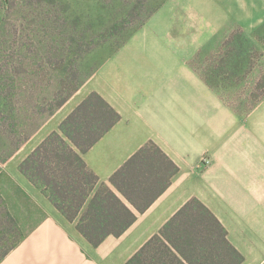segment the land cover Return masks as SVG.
Here are the masks:
<instances>
[{"label":"crops","instance_id":"crops-1","mask_svg":"<svg viewBox=\"0 0 264 264\" xmlns=\"http://www.w3.org/2000/svg\"><path fill=\"white\" fill-rule=\"evenodd\" d=\"M146 27L151 34L137 48L130 46L134 36L124 50L108 57L83 97L63 107L67 111L61 121L90 92H99L121 118L84 154L89 167L107 182L153 140L179 166L170 186L123 234L109 235L94 246L27 178L40 193L35 211L41 219L0 264H57V258L64 263L67 252L59 249L81 256L75 238L94 249L116 242L107 253L75 264H127L128 256L192 197L225 226L244 256L240 264H264V96L242 113L209 84L203 76L208 68L195 63L203 47L226 39L231 29L264 31V0H166L142 30Z\"/></svg>","mask_w":264,"mask_h":264},{"label":"rangeland","instance_id":"rangeland-1","mask_svg":"<svg viewBox=\"0 0 264 264\" xmlns=\"http://www.w3.org/2000/svg\"><path fill=\"white\" fill-rule=\"evenodd\" d=\"M164 1L0 0V195L5 202H0V211L8 207L23 235L40 221L35 207L41 199L20 163L43 136L58 128L67 111L63 107L83 97L108 57L124 50L134 36L130 46L137 48L151 34L148 27L142 28ZM231 30L226 39L203 47L195 63L208 73L218 66L221 75L213 79L217 93L246 114L264 89V31ZM8 225L0 221V228H5L0 248L12 238ZM75 239L81 256L62 248L59 253L65 251L68 257L64 263L57 258V264L96 258L116 243L107 241L94 249Z\"/></svg>","mask_w":264,"mask_h":264},{"label":"trees","instance_id":"trees-1","mask_svg":"<svg viewBox=\"0 0 264 264\" xmlns=\"http://www.w3.org/2000/svg\"><path fill=\"white\" fill-rule=\"evenodd\" d=\"M216 67L203 76L217 88L213 79L221 73ZM261 92L256 101L264 96V89ZM120 118L99 92L92 91L20 163V171L69 221L76 223L94 246L109 235L123 234L138 214L165 192L179 171L164 150L149 140L107 182L101 181L84 154ZM0 202L5 203L1 195ZM0 221L9 224L11 230L6 229L12 235L8 245L0 248L1 259L18 244L23 233L6 205L0 211ZM2 240L0 237V247ZM243 259L222 222L199 198L192 197L127 264H240Z\"/></svg>","mask_w":264,"mask_h":264},{"label":"built area","instance_id":"built-area-1","mask_svg":"<svg viewBox=\"0 0 264 264\" xmlns=\"http://www.w3.org/2000/svg\"><path fill=\"white\" fill-rule=\"evenodd\" d=\"M202 162L208 164L210 162V159L207 156H203Z\"/></svg>","mask_w":264,"mask_h":264}]
</instances>
